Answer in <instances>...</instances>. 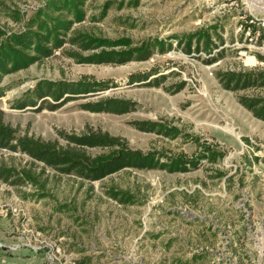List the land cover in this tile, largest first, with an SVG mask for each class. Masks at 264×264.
Listing matches in <instances>:
<instances>
[{"label": "rangeland", "instance_id": "rangeland-1", "mask_svg": "<svg viewBox=\"0 0 264 264\" xmlns=\"http://www.w3.org/2000/svg\"><path fill=\"white\" fill-rule=\"evenodd\" d=\"M41 0H0V29H19L15 14L28 15ZM105 1L102 19L93 21ZM85 0L84 19L74 31L110 40L147 37L172 44L164 53L124 64L76 63L64 44L49 57L4 75L0 80V120L15 130L64 145L58 132L106 131L127 146L164 156L196 151L190 139L216 143L224 151L214 164L187 172L121 169L97 180L63 175L28 156L0 149V167L15 170L24 182L0 180V257L4 264H42V252L22 246L19 226L28 223L45 238L56 240L71 264H264V121L238 102L240 95H262L264 88L237 91L221 88L217 70L264 71V36L253 42L245 35L249 15L264 19V0ZM131 2V4H129ZM118 3H122L117 7ZM24 18V17H23ZM215 27L221 55L208 61L199 52L184 53L173 35ZM256 30L250 26V31ZM212 39L217 43L213 31ZM214 49L213 51H215ZM151 69L165 78L158 86L128 83L130 74ZM155 75H151L155 76ZM81 76L114 86L98 94L77 96L58 107L37 104L14 109L11 103L39 79L75 80ZM180 80L184 86L171 93ZM97 97L135 102L122 114L89 112L79 103ZM133 120L175 125L180 136L166 139L138 131ZM241 137L246 140H242ZM104 149L87 148L94 155ZM26 174L29 179L25 178ZM11 181V180H10ZM108 188L127 191L134 202L120 204ZM12 245H16L10 249Z\"/></svg>", "mask_w": 264, "mask_h": 264}, {"label": "trees", "instance_id": "trees-1", "mask_svg": "<svg viewBox=\"0 0 264 264\" xmlns=\"http://www.w3.org/2000/svg\"><path fill=\"white\" fill-rule=\"evenodd\" d=\"M135 2V0L132 1V5H135ZM110 4V1L103 2L100 12L97 15H91L90 19L93 21L102 19ZM121 4L118 3L117 7ZM85 6V0H41L28 15L15 14L14 19L22 21L21 27L8 31L0 29V80L6 74L27 68L49 57L64 44L76 46L80 50H91L92 52L86 55L65 51L76 63L87 64H124L129 61H144L153 53L161 54L172 47V43L166 39L147 37L139 42H132L126 37L110 40L74 31L73 24L84 19ZM247 25L248 23L245 26ZM211 31L215 34L217 43L212 39ZM260 31L262 38L264 26L260 28ZM171 38L175 39V44L181 45L184 53L201 51L208 55V61L221 55V49L216 48L222 43V39L215 33V27H200L191 32L173 35ZM214 49L216 50L213 51ZM258 59L264 61L263 56H258ZM156 73L157 70L151 69L130 74L127 81L158 86L165 78V74L155 75ZM214 74L219 86L225 90L264 88V71L217 70ZM151 75L155 76L151 77ZM184 84L185 81L180 80L172 87V90H166L174 93ZM113 86L108 81L89 79L86 76L75 80L39 79L20 97L14 99L11 107L19 110L44 103L47 107H58L69 100L76 99L77 96L98 94ZM0 95H2L1 89ZM237 102L253 117L264 121V93L253 96L240 95L237 97ZM79 107L89 112L122 114L132 111L135 108V102L116 97H97L79 103ZM129 124L138 131L152 132L166 139L180 136L175 125L161 121L133 120ZM58 134L65 140L62 146L54 141H45L26 134L16 135L13 128L0 120V149L24 154L59 174L73 175L84 180H97L121 169L187 172L198 167L202 160L212 165L224 155V151L216 143L199 141L195 136L190 138L196 147L192 155L177 153L164 156L154 150L141 151L130 148L124 139L110 135L106 131L95 130L81 134L58 132ZM241 139L246 140L243 137ZM92 147L104 150L90 155L85 149ZM25 178L29 179V176L26 174ZM0 180L9 181L11 184L24 182L15 170L4 167H0ZM105 194L120 204L134 202L132 194L127 191L108 188ZM78 263L86 262L83 259Z\"/></svg>", "mask_w": 264, "mask_h": 264}, {"label": "built area", "instance_id": "built-area-1", "mask_svg": "<svg viewBox=\"0 0 264 264\" xmlns=\"http://www.w3.org/2000/svg\"><path fill=\"white\" fill-rule=\"evenodd\" d=\"M247 23L248 25L246 26L245 35L248 36V41L253 42L259 34V29L264 26V19L249 15ZM250 26H254L256 30L250 31ZM7 208L8 207L4 209L0 208L2 216L5 215ZM17 237L22 246H26L35 253L42 252V264H71L66 255L63 254L58 243H56V240L42 236L38 230L34 229L30 223H28V219H25L24 223L20 224ZM14 246L16 245H12L9 248L15 249L13 248ZM0 264L3 263L0 261Z\"/></svg>", "mask_w": 264, "mask_h": 264}, {"label": "crops", "instance_id": "crops-1", "mask_svg": "<svg viewBox=\"0 0 264 264\" xmlns=\"http://www.w3.org/2000/svg\"><path fill=\"white\" fill-rule=\"evenodd\" d=\"M27 248V247H26ZM0 261L3 263V261H2V259H1V257H0ZM4 264V263H3Z\"/></svg>", "mask_w": 264, "mask_h": 264}]
</instances>
